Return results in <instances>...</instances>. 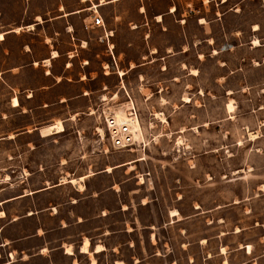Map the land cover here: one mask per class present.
I'll list each match as a JSON object with an SVG mask.
<instances>
[{"label":"rangeland","instance_id":"obj_1","mask_svg":"<svg viewBox=\"0 0 264 264\" xmlns=\"http://www.w3.org/2000/svg\"><path fill=\"white\" fill-rule=\"evenodd\" d=\"M93 4L97 7L92 8ZM137 5L138 0H117L109 11L99 0H0V33L16 26L22 29L20 34L6 33L0 41L6 53L0 56V200L15 197L0 206L6 212L0 220V236H19L31 228L25 218L12 222V217L29 209L44 211L45 228L57 227L59 221L49 216L55 208L65 224H73L75 213H80L87 217L81 229L93 235L107 230L104 240L115 251L107 248L98 255L103 264L116 257L126 264H264V28H256L264 26V0H209L208 4L204 0H146L143 14ZM79 8L83 10L54 18ZM95 12L103 18L104 27L86 22L85 28L84 21ZM41 13L44 23L34 30L24 28ZM156 15L162 19L156 21ZM46 38L48 44L43 42ZM254 38L261 41L258 46H253ZM109 45L115 47L109 50ZM154 47L156 52H152ZM169 47L174 54L167 51ZM26 48L31 51L25 52ZM51 48L59 57L52 59L49 69L62 73L59 83L44 76L43 66H25L27 60L47 56ZM69 51L73 56L68 58ZM123 56L136 58L128 61L129 66L138 62L143 68L141 86L148 93L143 106L156 116L162 111L161 131L184 140V145L173 147L175 141L163 140L157 151L155 141L150 144L144 133L143 121L136 134L143 143L121 153L103 152L101 145L108 146V137L99 143L85 138L78 144L60 132L50 134V139L38 135L49 121L52 124L64 114H75L72 104L62 106L58 99L71 100L81 89L94 92L95 84L103 83L88 80L84 87L79 76L97 77L98 67L122 64ZM66 61L72 67L63 70ZM153 89L164 91L153 94ZM13 96L18 99L16 107L10 103ZM232 100L242 102L247 112L246 116L238 114L236 121L225 119L226 104ZM41 103L48 104L50 111L42 109ZM82 103L75 107L82 111ZM91 103L88 107L94 110ZM132 103H139L138 93ZM112 111L124 116L101 101L96 122H104ZM181 127L187 131H179ZM29 128L33 131L28 132ZM250 134L257 139L252 140ZM154 135L159 138L160 132ZM6 136L15 139L5 141ZM67 145L73 147L65 156ZM77 155L83 161L73 175L59 160L76 161ZM101 163L104 171L98 168ZM108 167L113 173L106 171ZM81 173L86 180H79L76 188L61 183L79 179ZM80 187L85 188L83 193L76 191ZM72 200L77 203L73 205ZM173 211L179 215L172 216ZM66 233L48 232L56 238Z\"/></svg>","mask_w":264,"mask_h":264},{"label":"snow or ice","instance_id":"obj_2","mask_svg":"<svg viewBox=\"0 0 264 264\" xmlns=\"http://www.w3.org/2000/svg\"><path fill=\"white\" fill-rule=\"evenodd\" d=\"M117 2V0H99V5L103 6L104 8H107L109 11H111V7L112 5H115ZM205 4L209 3V0H204ZM140 4H144L145 6H140ZM97 5L93 4L92 8H96ZM138 12L143 14L146 12V0H138ZM189 7H191V5H189ZM169 11L175 13L177 11L176 8H170L168 9ZM64 11V8H61V12ZM241 11V8L237 7L235 8V12L239 13ZM42 15L41 14H36L34 16V19L36 21V24H42L44 23V21L42 20ZM162 19V17L160 15H156L155 16V20L156 21H160ZM116 20L119 21L120 17L116 16ZM181 23H183V21H181ZM200 23L203 24L204 20H200ZM103 21L101 19H95V25H102ZM36 27V25H32L30 27V30H34ZM133 29H135L137 27V25L135 23L132 24L131 26ZM256 28H264V26L262 25H256ZM12 31H14L17 34H20L22 32V29L17 27L12 29ZM68 31H72V29H68ZM5 35L0 34V41H4L5 40ZM103 37H101L102 39ZM146 38V37H145ZM51 41H49L50 43ZM255 44H260L261 41H254ZM85 47H87V45H85ZM115 45H109L108 48L109 50H111L112 48H114ZM26 51H31V49H25ZM157 49L154 47L152 49V52H156ZM167 51L169 53H173V50L171 47H169L167 49ZM187 51V50H185ZM5 50L4 49H0V56L5 55ZM174 54V53H173ZM51 57H57L58 56V52L56 51H52L50 53ZM120 59L123 61L122 64L119 65H112L110 67V63H104L101 67H98L96 69L98 76L97 77H93L90 75H81L79 76V80L80 81H84L85 85L84 87H87V81L88 80H93L96 81L97 79H101L103 81V83H99V84H95V91L94 92H89V91H84V90H80L79 94L77 97H73L71 100H60L58 99V103L60 105H64L65 103H70L73 105L72 108V112H74L75 114H64V116L62 117V119L56 120V122L54 124H51V122L49 121L48 123L50 124L49 127H46L44 129L43 132H38V135H42L44 137L47 138H51L50 137V133L53 132V130H55L56 132H60L62 133L64 136H68L69 139H71L74 142H77L78 144H83L84 143V139L87 138V140L89 142L95 140L96 142H100L104 137H110V132H109V126L104 123L103 121H100L99 123L96 122L95 118L97 113L100 111V104L101 101H104L106 105L110 104L112 105V107L114 109H116L117 111L123 110L124 112H127L129 115H131L132 111L135 110L136 112H138L139 118H135V123L137 125L141 124V121H143V128H144V133L147 134V136L150 138L149 142L150 144L152 143V141H155V146L157 147V151H159V146L161 145L163 140H173L175 141V143L173 144V147H177V146H181L184 145L185 141L184 140H176V138L174 136H171L170 134L161 131L160 129V120L163 116V112L161 111V116H156L154 115V112L152 109L143 106V101L144 98L148 95L147 92L144 91L143 87L141 86V82L145 81V76L141 75L140 73L143 72V68L139 65V63H132L131 66H129L128 61L130 59H136L135 57H128V56H123L120 57ZM145 60L148 59V57H144ZM201 60L204 59V57H200ZM44 64H48L49 61L48 60H44L43 61ZM84 65H88L89 61L87 59H85L83 61ZM69 68H71V65H68ZM123 68L126 71H120L119 69ZM13 71L19 72L20 69L19 68H14L12 69ZM45 75H51L50 73H45ZM195 75V73H194ZM123 78L124 82H121V79ZM57 83H59V81H57ZM191 87V85H190ZM160 91L163 92V89H153V94H155V91ZM244 91H247V89H244ZM131 93V94H130ZM139 94V103H130V101H132L133 99L136 98V94ZM203 94V93H201ZM27 95L29 97L32 96V93L29 92L27 93ZM83 100V103L80 105V107L82 108L81 110H78L75 105L80 101ZM91 103V107L94 110H90L88 105L90 102ZM10 103L13 107H16L18 105V101L16 99H11ZM163 104H170V101H163ZM227 107V114L225 115V119L229 120V121H236L238 118V114H240L241 116H246L247 112L246 109L243 105V103H239L237 104L236 100H232L230 102H228L226 104ZM41 108L44 110H48L49 109V105L46 103H41ZM25 111H27V108L24 109ZM4 120H7L8 117L4 116L3 117ZM69 121H71V124H69ZM86 122V123H85ZM164 123H169V121H164ZM203 127H208L207 125H204ZM28 132H32L33 129L29 128L27 129ZM159 131L160 132V137L157 138L154 133ZM179 131L181 132H186L187 129L181 127L179 128ZM82 134V135H81ZM17 135H20V133L18 132ZM261 136L264 137V132L261 133ZM5 141H9V140H13L15 139V137H4L3 138ZM115 140V143H109L107 147H104L103 145H101L103 152L105 153H121V150L123 151H128L129 149L125 147L124 143H121L119 139L116 138H111ZM252 140H256L257 137L256 136H252L251 137ZM58 143H63V140H59L58 139ZM126 143H130V144H142L143 141L142 139L138 136L136 138H129V142ZM240 145L241 147H246V144L244 141H240ZM32 145H28L29 149H32ZM72 145H67V151L64 153L65 156L68 155V152H70L72 150ZM257 151H260V149H257ZM231 155V153H230ZM9 159H11V157H8ZM140 159L142 160H147L146 157L144 156H140ZM83 161V157L77 155V159L76 161H73L71 159H60L59 163L65 166V170L69 173H72L73 175H76V173L74 172V169L77 168L81 162ZM116 167H120L121 170H123L122 166L119 164L115 165ZM261 166L262 168H264V161L261 162ZM193 168L196 167L195 164L192 165ZM98 168L100 171H104V166L103 163L98 165ZM38 171L43 173L44 172V168L43 167H39ZM106 171L108 173H113V168L112 167H108L106 169ZM27 175V173H26ZM89 175L91 176H95L96 173L95 172H90ZM59 177H53V179H58ZM209 179H211V177H209ZM243 179H247V177H244ZM79 180H86V177L84 176L83 173L79 174V179H72L70 182L68 180H61L62 184H71L72 188H76V186L79 183ZM47 182V181H45ZM141 183H143V181H141ZM49 187H57V185L55 184H49ZM117 191H120V188L117 187L116 189ZM85 191L84 187H80L79 188V192L83 193ZM92 195H95V193H92ZM71 203L73 205H75L77 203L76 200H72ZM145 204H147V201H144ZM196 207L198 208L199 205H196ZM56 209L53 208L52 212H55ZM27 215L31 216L32 213H27ZM103 215L107 216L108 213H104ZM172 216H178L179 213L173 211L171 213ZM0 217H5V212L0 211ZM72 223H75L76 221H71ZM60 225L64 228L67 229L69 227L68 224H65L63 222V220H61ZM129 231H132V229H129ZM237 232L240 231L239 228L236 229ZM79 238H69L68 240V244L66 245H56V246H47V247H42V252L43 255L45 257V259L41 262V264H48V259L50 258L51 255L54 254L55 252V248L56 247H62L63 251L67 253L69 259V264H78V262L76 260H72L71 257H73L74 255H78L79 253H84V254H89V246L90 244L94 247V250L96 253H101L102 252V246L99 244H96L95 241L90 240V238L88 236H85L83 234L78 233L77 234ZM40 236L43 237L44 233L41 232ZM155 243V240L153 241ZM5 243H8L7 241H5ZM262 243H264V241H262ZM72 245H75V251L72 247ZM241 247H244L243 245H241ZM50 248L52 249V252L50 253ZM251 245L248 246V251H251ZM113 251H115V249H113ZM36 256H39V253H33ZM155 255H160L159 252H155ZM23 259L25 261H29V257H23ZM29 264H31V262L29 261ZM84 264H97V259L95 258H91L89 257L88 260L84 261ZM115 264H122V261L116 257L115 258ZM136 264H139V261L136 262ZM224 264H228L227 261H224Z\"/></svg>","mask_w":264,"mask_h":264},{"label":"crops","instance_id":"obj_3","mask_svg":"<svg viewBox=\"0 0 264 264\" xmlns=\"http://www.w3.org/2000/svg\"><path fill=\"white\" fill-rule=\"evenodd\" d=\"M85 1V0H82ZM227 0H220V3H224ZM61 8V6L59 7ZM90 7H88L89 9ZM83 9L79 8V9H75L73 12L70 13H61L56 15L54 18H63L66 15L72 14V13H76V12H80ZM92 18L90 17L89 21H84V27L87 26L88 24L86 22H90L91 23ZM29 24L32 25H37L36 21L32 22V23H28L26 25H24V28H28L30 29V27H28ZM20 26H16V28ZM71 28V26H68V28ZM9 32H14L12 30H7L5 32H2L3 35H5L6 33ZM43 42L45 44H48L47 38L43 39ZM56 51L57 50L55 48H51L50 50H48V54L47 56L40 58L39 60H36L34 58H32L31 60H27L25 62V66H43V74L46 77H53L56 82L60 80V78L62 77V73L61 74H54L52 72L51 69H49V67H52L51 65V61L54 58L59 57V54L57 57H51L50 53L52 51ZM25 52H27L25 50ZM72 52L69 51L68 52V58L72 57ZM45 59H49V64H44L43 61ZM84 61V60H83ZM264 62V61H263ZM70 64V62H65V66L63 68V70H65L68 65ZM24 67V66H22ZM46 70H48V72H46ZM45 73H50L51 75H45ZM60 185V184H57ZM46 188H41V189H36L33 191H27L26 193H22L18 196V198H24L27 197L28 195H33V194H37ZM77 192H79L78 189H76ZM15 199V197H10V198H6L3 200H0L2 203H0V206H2L3 204H6L7 202L11 201ZM3 210V209H2ZM4 211V210H3ZM5 212V211H4ZM27 213H32L31 216L27 215ZM50 217L58 220L59 222L61 220H64V218L60 215H58V212H52L49 213ZM43 215H44V211L40 208L38 209H34V210H27L22 216H19L15 219H13L14 217H12V222H15L18 219L21 218H25L26 222L31 226V228L27 229L26 231L22 232L21 234H19V236L15 235H9L8 233L3 234L2 236H0V264L2 263H6V264H29V261L31 262V264H41V262L45 259L43 252H42V247H47L49 245L51 246H56V245H66L68 244V240L69 238H79L78 237V233L83 234L85 236H88L90 238V240L95 241L96 244H101L104 249H102L101 253H96L94 250V247L90 244L89 246V253L90 254H84V253H79L78 255H74L73 257H71L72 260H76L78 262V264H84L85 260H88L89 257L91 258H95L97 259V264H103L98 260V255L103 254L107 251V248H110V251L113 252V246H108L107 243L104 240V237L107 236L108 232L107 230H102L101 232H99L98 234H91L90 230L88 229H81L80 227L83 226L85 224V221L87 219V217L83 214L80 213H75V218L73 221H76L73 224H68V222L66 221V223L69 225V227L67 229H64L60 223L57 225V227H53L51 229L45 228L43 226V223L41 222L43 219ZM5 217H6V212H5ZM4 218V217H0V220ZM23 222V221H22ZM70 226H75L77 227L76 230H72V228H70ZM1 228V227H0ZM59 232V233H66V235L64 236H60L58 238L53 237V235L48 234V232ZM43 232L44 236L41 237L40 233ZM97 235V236H96ZM5 241H7L8 243H5ZM74 251H75V245H72ZM246 247V246H245ZM52 252V249L50 248V253ZM92 252V253H91ZM33 253H39V256L34 255ZM247 253V252H246ZM92 254V255H91ZM11 257V258H10ZM23 257H29V261H25L23 259ZM69 257L67 255L66 252L63 251L62 247H56L55 248V252L53 255L50 256V258L48 259V264H69ZM122 261L123 264H126L127 261H124L122 259H120ZM106 264H115V259L111 260L109 263L107 262Z\"/></svg>","mask_w":264,"mask_h":264},{"label":"built area","instance_id":"obj_4","mask_svg":"<svg viewBox=\"0 0 264 264\" xmlns=\"http://www.w3.org/2000/svg\"><path fill=\"white\" fill-rule=\"evenodd\" d=\"M92 26L97 27H104V23L102 25H95V19H101L103 21V18L98 13L92 14ZM87 28V26H85ZM114 60V59H113ZM132 103V101H130ZM118 112H121L126 118L129 119L130 122L124 121L123 118H119L117 114H115L113 111L111 113H108L106 116H104V123H106L109 126V132L110 137H108L109 143H115L114 139H119L121 143L125 144V147H130L132 144L126 143L129 142V138H136V134L139 130L132 129V123H135L134 117L137 118V112L135 110L132 111L131 115H129L127 112H124L123 110H120ZM123 117V116H121ZM11 258V257H10Z\"/></svg>","mask_w":264,"mask_h":264},{"label":"bare ground","instance_id":"obj_5","mask_svg":"<svg viewBox=\"0 0 264 264\" xmlns=\"http://www.w3.org/2000/svg\"><path fill=\"white\" fill-rule=\"evenodd\" d=\"M96 5V4H95ZM31 26V25H30ZM1 34V33H0ZM254 41H258L256 38H254L253 39V46H258V44H255L254 43ZM45 60H48L49 61V59H45ZM49 64V63H48ZM192 71H195L194 69L192 70ZM192 73H195V72H192ZM185 98V101L187 102V101H189V99H188V97H184ZM11 99H16L17 101H18V99H17V97L16 96H13ZM18 106V105H17ZM227 108V107H226ZM118 116H120V115H118ZM119 118H123V120L124 121H127V122H130V120L129 119H126V118H124V116L123 117H119ZM52 124H54V123H52ZM50 126V124L49 125H46V126H43V127H41L40 129H39V132H43L44 131V129L46 128V127H49ZM132 129H134V130H140V127H139V125H137L136 123H132ZM56 131L55 130H53V132L52 133H55ZM52 133H50V134H52ZM42 136V135H41ZM250 136H253V134H250ZM99 245H101V244H99ZM102 246V245H101ZM248 246H249V244L247 245V252H250V251H248ZM102 249H104V247L102 246ZM92 253V252H91ZM90 254V253H89ZM92 255V254H91Z\"/></svg>","mask_w":264,"mask_h":264}]
</instances>
